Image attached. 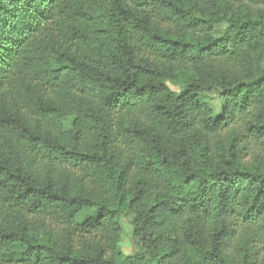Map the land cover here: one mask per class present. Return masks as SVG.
I'll return each mask as SVG.
<instances>
[{
    "label": "trees",
    "instance_id": "1",
    "mask_svg": "<svg viewBox=\"0 0 264 264\" xmlns=\"http://www.w3.org/2000/svg\"><path fill=\"white\" fill-rule=\"evenodd\" d=\"M262 6L0 0V264H264Z\"/></svg>",
    "mask_w": 264,
    "mask_h": 264
},
{
    "label": "rangeland",
    "instance_id": "2",
    "mask_svg": "<svg viewBox=\"0 0 264 264\" xmlns=\"http://www.w3.org/2000/svg\"><path fill=\"white\" fill-rule=\"evenodd\" d=\"M240 3V2H238ZM239 8H244L242 3L238 4ZM264 11V6L261 7ZM254 9H258L254 7ZM227 27L226 22H217L213 24L211 35L213 37H219L223 34ZM170 89L174 92H179L181 89V84L178 81H168L167 82ZM205 101L203 103V107L210 113L213 112L215 114L220 113L222 103L219 99L218 89H213L210 92L205 94ZM64 128L66 130H70L73 127V117L67 116L63 120ZM134 214L130 211H125L120 216V224L122 227V232L119 236V247L121 251L126 254H134L138 250L139 241L134 234Z\"/></svg>",
    "mask_w": 264,
    "mask_h": 264
}]
</instances>
